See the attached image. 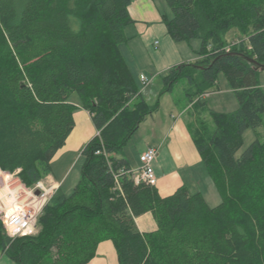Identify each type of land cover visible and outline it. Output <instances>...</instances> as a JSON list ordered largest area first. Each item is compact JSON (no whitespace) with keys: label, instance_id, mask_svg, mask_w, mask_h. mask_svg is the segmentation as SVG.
<instances>
[{"label":"trees","instance_id":"1","mask_svg":"<svg viewBox=\"0 0 264 264\" xmlns=\"http://www.w3.org/2000/svg\"><path fill=\"white\" fill-rule=\"evenodd\" d=\"M164 1L171 37L201 46L199 58L162 76L150 103L120 49L132 0H0V169H20L27 185L52 172L75 125L74 92L99 131L81 151L80 179L44 204L36 233L12 238L0 218V251L15 264H88L105 240L118 264H264V138L236 155L245 131L264 126L261 69L251 61L264 63V0ZM232 29L242 36L226 51ZM222 72L238 101L233 111L202 101L220 89ZM181 79L188 104L213 121L190 127L217 205L185 184L163 195L118 156ZM146 212L156 228L141 231L136 217Z\"/></svg>","mask_w":264,"mask_h":264},{"label":"crops","instance_id":"2","mask_svg":"<svg viewBox=\"0 0 264 264\" xmlns=\"http://www.w3.org/2000/svg\"><path fill=\"white\" fill-rule=\"evenodd\" d=\"M129 12L133 22L125 28L128 40L120 45V49L140 89L142 87L141 74L155 78L142 91L143 97L153 102L157 100L162 87V76L173 66L184 62H193L199 58L197 51L200 47L191 40L177 42L171 37L162 19V14L169 12L164 0H132L129 5ZM218 82L220 89L203 96L202 101L205 102L204 107L206 108L227 112L225 107L230 106L231 97L235 100L236 96L228 80L224 81L219 75ZM260 84L264 88V84L262 82ZM73 102L77 105L74 111V128L65 145L54 156L52 172L45 177L48 181L58 183L66 193L68 192L63 188V179L74 162L73 157L80 150L82 151L85 144L98 131L89 110L83 108L78 101ZM168 104L166 109H170L169 117H173L171 124L168 123L167 119L158 116L163 108L160 100L159 110L149 115L140 124L131 139L148 123L147 137H151L152 140L141 149L140 154L150 146L158 147V155L153 165L158 178L156 186L161 194H170L184 184L188 186L189 190L191 186H194L196 191L203 193L200 189L202 182L198 176L203 173H206V177H210V175L205 168L204 171L198 168L202 165V157L194 142L190 123L184 117L186 113H189V104L183 107L179 106L176 104L174 95H171V102ZM79 123L83 125L80 129L78 128ZM128 161L133 170L140 167V159L136 165H132L129 159ZM66 162L68 163L64 166ZM136 223L141 231H150L156 228V222L151 212L136 217ZM110 241H102L99 244L96 255L88 264H104L111 247L115 248L114 243ZM5 257L7 256L5 255Z\"/></svg>","mask_w":264,"mask_h":264},{"label":"rangeland","instance_id":"3","mask_svg":"<svg viewBox=\"0 0 264 264\" xmlns=\"http://www.w3.org/2000/svg\"><path fill=\"white\" fill-rule=\"evenodd\" d=\"M229 32H228L229 34L227 33L228 35H226L227 40H228L226 46L231 47V43L233 41L237 40L239 37H241L242 33L237 29H232ZM191 42L197 44L198 47H200V45H201V41L198 38L191 39ZM220 76L223 78L224 81L227 80V77L223 72L220 73ZM140 78H141V76H140ZM151 78H152V81L155 79L154 77H151ZM259 80H260V82H262L264 84V69L259 70ZM152 81L150 83H152ZM146 87H144L143 89H140V91H143ZM162 87H163V84H162ZM187 87H188L187 80L181 79L179 82H177L174 85L171 94L166 93L160 99L162 102L163 108L160 111L161 113L160 112L158 113V116L162 117L163 119H167L169 124H171V122H173V117H169L170 109L167 110L166 107H167V105H169L168 102H171V95H174L175 100H180L179 101L180 103H178V105L183 107L184 105L188 104V100L185 97V90ZM231 98H232V101H231L230 106L225 107L226 111H233V110H236L238 108L237 99L234 100L233 97H231ZM70 100L71 101L76 100L81 104V99H80L78 93H76V92H74L70 96ZM148 101L150 103L155 102V101L152 102V100H150V99ZM135 102H136V100H133L132 105ZM188 112L189 113H186V115L184 117L187 118V120L190 123L192 128L197 124L199 119L207 120L210 124V127L214 128L213 121L210 119L209 115L207 114V110L205 108H203L201 105H199V104L192 105L190 103L189 107H188ZM82 127H83L82 123L81 124L79 123L78 128L80 129ZM148 129H149V127H148V123H147V125H144L141 128V130L133 137V139H131L126 144V146L123 148V150L119 153V156L127 157L130 160L132 165L138 164L139 163V154H140L141 149H143L144 146L147 143H150V141L152 140L151 137H147ZM96 134H98V131ZM256 137H259L261 139L264 138V126L257 128V129H253V128L249 127L245 131L244 143H243L242 147L237 151L236 155L237 156L241 155V153L252 143V141ZM73 161L74 162H73L69 172L67 173V175L63 179L64 180L63 188L68 193H70L73 190V188L75 187L76 183L78 182V180L80 179V176H81V167H82V163H83V156L81 154V150H80V152H78V154L77 153L75 154V156L73 157ZM67 163L68 162H66L64 166H66ZM61 168H63V166H61ZM198 168L201 169V171H204L203 165L199 166ZM7 172L10 174L9 176H6ZM19 172H20V169L15 170V171H10V172L0 170V188L3 187V185H4L3 182L8 183L10 186H12V188L20 187L19 190L21 191L22 199L24 201L30 203V202L34 201L36 198L32 194L30 195L26 190L32 189L36 183H34L33 185L25 184L23 181L20 180ZM205 174L203 173L202 175L198 176V177H200V180L202 182L200 189L203 191L205 198L210 205H212V206L217 205L221 201L220 194L218 192V189H217L213 179L211 177H206ZM46 176L40 178L39 180L43 181L46 185L47 184H56L53 181L51 182V181H48L47 179H45ZM4 178H6L5 181H4ZM20 183H22V184H20ZM21 188H23V189H21ZM37 190H36V192H37ZM25 191L28 194H26ZM190 191L192 193L196 192V188L194 186H191ZM37 203H38V206H42L44 204V200H37L36 199L34 204H33V202L31 203L32 207L37 206ZM43 206H42V208H43ZM42 208H41V211H42ZM40 214H41V212H40ZM38 228H39V225H38ZM5 231H6V229H5ZM6 234L8 235L7 231H6ZM105 241H109V240H105ZM0 264H14V263L11 261L10 258L5 257L4 253L0 251ZM104 264H118L116 251H115V248L113 246L111 247V251L109 252L108 257L104 261Z\"/></svg>","mask_w":264,"mask_h":264},{"label":"built area","instance_id":"4","mask_svg":"<svg viewBox=\"0 0 264 264\" xmlns=\"http://www.w3.org/2000/svg\"><path fill=\"white\" fill-rule=\"evenodd\" d=\"M230 46H226L225 50L228 51ZM142 88L146 87L152 78L141 74ZM209 93H203L202 96H206ZM99 133V131H98ZM158 155V147L150 146L139 156L140 167L134 170V178L137 182L145 180L152 185H156L158 178L154 169V160ZM1 171H5L0 169ZM10 172V171H9ZM10 174L7 172L6 176ZM6 178H4V181ZM21 182V181H20ZM3 189L0 188V218L2 219L4 228L9 236H26L37 232L39 215L42 206L32 207L31 203L26 202L21 197L20 187L12 188L8 183L3 182ZM22 184V183H20ZM59 184H45L43 181H37L32 189L26 190L30 195L34 197H41L45 203L48 202L54 193L57 191ZM23 189V188H21ZM39 190V194H36V190ZM25 191L26 194H28ZM44 203V204H45ZM30 206V207H29Z\"/></svg>","mask_w":264,"mask_h":264},{"label":"water","instance_id":"5","mask_svg":"<svg viewBox=\"0 0 264 264\" xmlns=\"http://www.w3.org/2000/svg\"><path fill=\"white\" fill-rule=\"evenodd\" d=\"M252 62H254L260 69H264V63H259L255 59H251ZM36 194H39V190H37Z\"/></svg>","mask_w":264,"mask_h":264},{"label":"bare ground","instance_id":"6","mask_svg":"<svg viewBox=\"0 0 264 264\" xmlns=\"http://www.w3.org/2000/svg\"><path fill=\"white\" fill-rule=\"evenodd\" d=\"M202 97H203V96H202ZM38 181H39V180H38ZM58 189H59V187H58ZM35 198L37 199V197H35ZM36 199L33 201V204L35 203ZM38 200H41V197H39ZM44 203H45V201H44ZM43 205H44V204H43ZM43 205H42V206H43Z\"/></svg>","mask_w":264,"mask_h":264}]
</instances>
